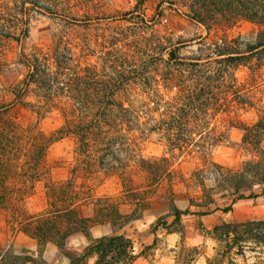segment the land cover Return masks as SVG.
Masks as SVG:
<instances>
[{
    "label": "trees",
    "instance_id": "obj_1",
    "mask_svg": "<svg viewBox=\"0 0 264 264\" xmlns=\"http://www.w3.org/2000/svg\"><path fill=\"white\" fill-rule=\"evenodd\" d=\"M190 2L191 20L205 27L208 38L198 40L200 53L191 58L180 60L170 52L161 71L158 64L153 65L152 71L140 70L141 59L131 57L129 61L121 49L113 52L122 56L119 61L89 64L86 47L72 45L63 38L53 41L47 51H35L28 58V74L14 89L16 100L40 121L59 111L63 125L50 136L40 130L32 133L29 128L32 135L23 141L19 125L0 123V217L12 230L34 239L39 247L54 243L63 250L71 235L79 231L90 235L89 229L95 223L106 221L120 227L139 219L137 209L130 216L123 215L121 204L114 205L109 197L95 198L90 187L77 189L72 179L46 184L47 207L42 212L31 213L25 208L26 199L34 195L35 184L45 174L43 161L47 150L67 138L76 144L71 170L74 177L117 176L124 191H128L127 184L130 188L138 186L137 175L149 181L151 188L168 178L174 232L181 234L185 233L181 217L187 211L178 209L173 193L177 159L201 161L202 168L197 166L192 178L204 193L206 181L213 176L214 183L233 189L239 199L249 198L246 192L264 186V109L259 111L255 124L232 125L243 132L241 149L250 152L254 159L244 163L238 172L212 161L213 150L228 142V129L219 131L218 116L234 108H252L235 71L264 52V0ZM242 21L262 30L256 43H248L241 36L230 39L218 34V30L227 31ZM257 61L261 65V59ZM30 97L35 102H25ZM136 103L143 107L150 104V129L145 127L147 123L140 124L144 125L141 135L159 137L166 148V154L159 159H146L139 151L132 125L141 121L145 109L136 108ZM10 176L19 179L22 186L9 187ZM138 190L134 188L128 193L137 198ZM92 201L94 219L81 218L79 208ZM139 201L135 199L134 204ZM260 224L264 222L223 223L215 227L213 237L218 247L206 264H240L236 257L246 258L245 244L253 239L264 247V236L258 237L251 227ZM63 254L68 264H88L90 260H94L93 264H133L138 258L133 241L114 232L92 238L79 254ZM254 264L264 263L260 260Z\"/></svg>",
    "mask_w": 264,
    "mask_h": 264
},
{
    "label": "rangeland",
    "instance_id": "obj_2",
    "mask_svg": "<svg viewBox=\"0 0 264 264\" xmlns=\"http://www.w3.org/2000/svg\"><path fill=\"white\" fill-rule=\"evenodd\" d=\"M191 17L190 0H29L27 3L0 0V123L19 125L23 141H28L27 135H32L29 128L32 133L40 130L50 136L63 125L59 111L55 110L40 121L31 111L24 109L14 95V89L28 74V58L35 51H47L53 41L63 38L72 45H84L87 61L92 65L110 59L119 61L122 56L113 52L121 49L127 54V60L131 61V57L141 59L142 63H138L140 70L152 71L153 65L158 64L161 71L170 52L180 60L200 53L198 40L208 36L205 27L192 21ZM218 31L219 35H228L230 39L244 37L253 44L262 30L256 24L242 21L227 31ZM257 59H261V65ZM235 74L246 88V97L252 108L246 111L234 108L218 116V129H228V142L216 147L212 153L214 163L232 172L240 171L244 163L254 159L250 152L241 149L243 132L232 125H253L259 119V111L264 109V52L237 68ZM25 102L35 100L30 97ZM135 106L145 109L141 121L132 125L139 151L146 159H159L166 154L159 137L149 134L142 138L141 135L144 125L140 124L147 123L145 127L150 129V104L143 107L136 103ZM75 147V141L69 138L49 147L43 161L45 174L35 184L34 195L26 199L25 208L31 213L42 212L47 207L46 184L72 179L77 189L90 187L95 198L109 197L114 205L121 204L123 215L130 216L137 209L139 219L120 227L106 221L95 223L89 229L90 235L76 232L60 250L54 243L39 247L34 239L12 230L0 217V264H68L63 253L79 254L92 238L112 235L113 232L131 237L135 253L141 257L135 264H206V259L213 257L218 247L213 237L215 227L223 223L264 222V186L254 187L252 192L245 193L249 198L239 199L233 189L214 183L213 176L206 181L204 193L192 178L195 168H202L201 161L179 158L174 166L176 182L173 193L178 209L187 211V214L181 217L185 233L174 232L175 217L171 215L168 200L171 191L168 178L151 188L149 181L137 175L135 183L138 186L130 188L127 184L128 191H124L117 176L89 178L80 174L74 177L71 170L75 165ZM7 184L9 187L22 186L13 176L9 177ZM134 188H139L137 198L128 193ZM251 195L255 197L250 198ZM135 199L140 201L134 204ZM79 216L94 219L93 201L79 208ZM251 227L258 237L264 236V225ZM245 245L246 258L237 256L238 263L254 264L260 260L264 263V247L259 241L253 239ZM193 248L196 250L192 251ZM93 263L94 260H90L88 264Z\"/></svg>",
    "mask_w": 264,
    "mask_h": 264
},
{
    "label": "crops",
    "instance_id": "obj_3",
    "mask_svg": "<svg viewBox=\"0 0 264 264\" xmlns=\"http://www.w3.org/2000/svg\"><path fill=\"white\" fill-rule=\"evenodd\" d=\"M154 236H155V235H154ZM130 238H131V237H130ZM154 238H155V237H154ZM156 238L158 239V236H157ZM156 238H155V239H156ZM152 244H153V243H152ZM151 246H152V245H151ZM140 259H141V257H140V258H137L136 261H135L133 264L137 263Z\"/></svg>",
    "mask_w": 264,
    "mask_h": 264
}]
</instances>
